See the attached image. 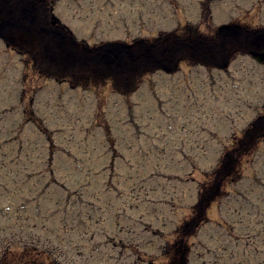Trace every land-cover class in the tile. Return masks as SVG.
Masks as SVG:
<instances>
[{"label": "rangeland", "instance_id": "rangeland-1", "mask_svg": "<svg viewBox=\"0 0 264 264\" xmlns=\"http://www.w3.org/2000/svg\"><path fill=\"white\" fill-rule=\"evenodd\" d=\"M55 1L54 13L61 23L78 41L90 45L152 38L187 23L209 33L227 24L264 29V0ZM86 89L76 92L66 84L45 81L31 70L29 62L22 61L0 41V118L4 116L0 122L10 125L13 135L19 137L18 127L27 119L23 114L27 106L51 130L66 129L64 136H54L55 147L68 149L77 158L58 154L54 169L58 165L63 170L64 162L67 169L89 170L75 176L56 171L58 184L69 187L72 193H83L81 198H71L69 213H64L66 194L62 190H51L41 200L31 199L37 189L27 186L36 179L24 183L20 171L15 176L7 175L8 168L2 169L1 162L4 157L17 158L18 146H0V209L13 205L5 218L0 214V238L5 244L0 246V253L5 247L9 251L13 248L0 264H28L29 258L20 257L24 245L32 253L56 247L59 254L55 264L57 260L62 264H167L163 246L166 240L174 239V229L182 219L189 217L196 182L201 183L206 171L216 165L225 145L229 147L232 141L231 134L264 114V66L242 53L231 58L227 71L181 63L174 74L146 75L137 90L125 96L110 82ZM32 95L35 100L30 103ZM21 96L24 103H19ZM27 131L29 144L34 145H28L29 154L37 163L38 151L43 149L45 160L46 137L40 133L41 137L33 136L32 127ZM117 154H126L125 166L114 159ZM19 157L25 161V155ZM102 169L104 173L93 175ZM134 171L135 176L129 177ZM109 174L115 177L109 179ZM238 174V184L224 186L222 197L207 212L208 220L193 239H188L189 264H264V217L259 215L264 214V140L241 159ZM85 182L90 183L86 190L81 189ZM121 190L124 196H118ZM93 194L99 198H92ZM21 201L31 203L28 213L20 211ZM121 201L134 218L141 217L140 224L132 225L124 219L127 223L113 225L111 212L120 207ZM89 202L100 208L96 216L87 214ZM33 205L38 208L36 215ZM136 205L140 206L135 211ZM76 213L75 222L67 219ZM80 220L89 228H77ZM97 220L106 222L108 233L93 239L94 243L101 242L98 252L89 242L96 228L92 223ZM139 229L146 233L139 235ZM47 258L48 262L42 253L37 263L54 264Z\"/></svg>", "mask_w": 264, "mask_h": 264}, {"label": "trees", "instance_id": "trees-1", "mask_svg": "<svg viewBox=\"0 0 264 264\" xmlns=\"http://www.w3.org/2000/svg\"><path fill=\"white\" fill-rule=\"evenodd\" d=\"M55 2L0 0V39L9 49L26 58L35 74L67 82L72 87L110 82L115 91L128 95L148 74L157 71L173 73L181 63L222 69L236 54L264 48L259 45L261 30L256 28L235 25L230 31L206 34L192 24L130 43L89 46L76 40L57 21L54 22L51 10ZM204 9L210 17L208 6ZM262 139L264 116L256 119L242 137L223 152L216 168L200 185L190 217L177 230L176 238L168 249L171 253L169 264H188V238L206 221L208 209L222 197L224 186L239 180L241 159ZM2 242L0 246L4 247ZM26 247H22L20 257L38 264L37 258L44 251L37 249L32 253Z\"/></svg>", "mask_w": 264, "mask_h": 264}, {"label": "water", "instance_id": "water-1", "mask_svg": "<svg viewBox=\"0 0 264 264\" xmlns=\"http://www.w3.org/2000/svg\"><path fill=\"white\" fill-rule=\"evenodd\" d=\"M220 29L222 30H227L229 29L228 26L221 27ZM251 57L257 61L258 63H263L264 62V53H257V52H251Z\"/></svg>", "mask_w": 264, "mask_h": 264}, {"label": "flooded vegetation", "instance_id": "flooded-vegetation-1", "mask_svg": "<svg viewBox=\"0 0 264 264\" xmlns=\"http://www.w3.org/2000/svg\"><path fill=\"white\" fill-rule=\"evenodd\" d=\"M38 126H39L38 129H39L40 131H43L44 133L49 132L47 128L42 127V124H41V123H40ZM45 131H46V132H45ZM48 135H49V134H48ZM68 173L71 174V173H72V170H68ZM42 174H44V173H42ZM51 174H52V171H51ZM49 175H50V173H49Z\"/></svg>", "mask_w": 264, "mask_h": 264}]
</instances>
